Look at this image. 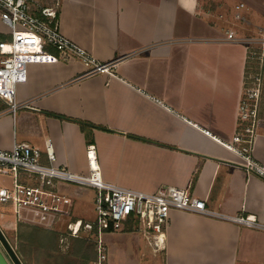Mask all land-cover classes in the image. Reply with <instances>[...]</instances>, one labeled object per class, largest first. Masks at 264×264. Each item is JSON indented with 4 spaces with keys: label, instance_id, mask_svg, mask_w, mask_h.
<instances>
[{
    "label": "crops",
    "instance_id": "crops-1",
    "mask_svg": "<svg viewBox=\"0 0 264 264\" xmlns=\"http://www.w3.org/2000/svg\"><path fill=\"white\" fill-rule=\"evenodd\" d=\"M58 1L60 32L97 61L114 63V76H84L78 60L29 64L17 88L22 107L12 114L0 101V149L26 142L48 165L51 139L55 163L85 174L87 146L94 145L106 182L146 193L162 185L189 189L222 216L263 219L264 180L248 173L227 145L250 52L264 77V0ZM10 39L0 16V43ZM74 120L92 126L82 129ZM253 157L264 165L262 124ZM11 186L0 179V188ZM56 191L70 199L63 213L17 217L11 204L0 203V227L30 264H95V233L74 237L68 224L95 221L96 190L59 185ZM102 239L104 264H264V231L180 210L170 213L163 251L135 230L109 231Z\"/></svg>",
    "mask_w": 264,
    "mask_h": 264
},
{
    "label": "built area",
    "instance_id": "built-area-1",
    "mask_svg": "<svg viewBox=\"0 0 264 264\" xmlns=\"http://www.w3.org/2000/svg\"><path fill=\"white\" fill-rule=\"evenodd\" d=\"M59 8L58 0L51 3H42V0H0L1 19L11 31V39L0 43V101L7 105L12 114L22 107L17 100V88L27 81V66L31 63L78 60L87 69L84 76H114V63L97 61L91 53L60 32ZM229 38L233 39L232 33ZM255 56V53L250 52L249 59ZM262 87L261 75L254 76L250 83L245 82L237 128L227 147L241 158V166L248 173L264 180V165L253 157L261 125L258 107ZM206 133L209 134L208 131ZM45 153L48 165L40 162L41 151L29 143H14L8 151L0 149V174L12 178L11 187L0 188V203L11 204L17 217L23 211L56 216L63 213L61 205L70 203V199L57 193L59 185L95 189V221L68 224L71 236L79 237L81 231L95 233V264L107 261L103 234L123 231L129 223L144 236L155 252L163 251L172 210L222 217L244 227L264 231V218L258 219L251 215L222 216L208 210L205 201L192 196L189 189L162 185L155 192L146 193L104 181L94 145L87 146L89 170L85 174L55 163L51 139L45 143ZM28 180H35L37 185L27 184Z\"/></svg>",
    "mask_w": 264,
    "mask_h": 264
},
{
    "label": "trees",
    "instance_id": "trees-1",
    "mask_svg": "<svg viewBox=\"0 0 264 264\" xmlns=\"http://www.w3.org/2000/svg\"><path fill=\"white\" fill-rule=\"evenodd\" d=\"M261 70H262V63H261L258 55H256L253 59H251V58L248 59L247 60V66H246V78H245V82L246 83H250L252 81V79H253L254 76L261 75L262 81H263V89H264V77L262 76ZM51 115H54V116H56L58 118H61V119H67L66 117L61 116V115H57V114H51ZM74 121L78 122L80 124V126H81L82 129H85L88 126H92V125H90L87 122L77 121V120H74ZM124 230L125 231H134V226L132 225V223H129L125 227ZM60 239L61 238H60L59 235H57L55 237L56 242H59ZM16 251H17L18 255L20 256V258L22 259V252L19 249H17ZM22 261L24 262V264H30L26 259L25 260L22 259Z\"/></svg>",
    "mask_w": 264,
    "mask_h": 264
},
{
    "label": "water",
    "instance_id": "water-1",
    "mask_svg": "<svg viewBox=\"0 0 264 264\" xmlns=\"http://www.w3.org/2000/svg\"><path fill=\"white\" fill-rule=\"evenodd\" d=\"M0 264H24L15 247L0 227Z\"/></svg>",
    "mask_w": 264,
    "mask_h": 264
},
{
    "label": "rangeland",
    "instance_id": "rangeland-1",
    "mask_svg": "<svg viewBox=\"0 0 264 264\" xmlns=\"http://www.w3.org/2000/svg\"><path fill=\"white\" fill-rule=\"evenodd\" d=\"M259 116H258V120H261L260 123L262 125H264V89L262 87V92H261V99L259 101ZM0 179L4 180L6 182V184H12V178L9 175H2L0 174Z\"/></svg>",
    "mask_w": 264,
    "mask_h": 264
}]
</instances>
